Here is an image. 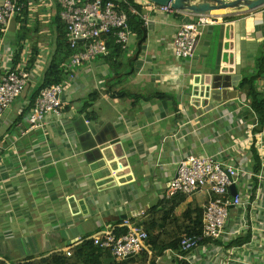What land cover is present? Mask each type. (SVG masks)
I'll return each mask as SVG.
<instances>
[{
  "label": "crops",
  "instance_id": "crops-1",
  "mask_svg": "<svg viewBox=\"0 0 264 264\" xmlns=\"http://www.w3.org/2000/svg\"><path fill=\"white\" fill-rule=\"evenodd\" d=\"M213 18L216 24L235 25L237 73L243 80L257 76L264 58V9ZM29 19L27 31L42 27L32 34L34 41H42L39 53L45 63L38 56L36 63H28L32 80L26 101L13 105L0 124L4 147L0 155V258L4 263L36 264L69 247L74 252L101 231L130 218L149 228L153 241L149 246L153 255L147 254L145 260L140 256L136 264L140 260L145 264H264V123L251 108L249 89L240 85L234 89L238 99L212 103L205 109L190 103V84L209 59L213 27L203 29L194 59H179L174 53L178 27L194 22L196 16L150 14L147 42L135 62L131 63L138 53L137 39L132 36L120 63H114L108 53L78 71L60 119L50 116L44 130L21 137L18 125L27 127L31 113L27 97L42 84L55 52L52 20L38 26L37 15ZM9 35L12 42L0 40V74L13 65L8 57L22 42L15 26ZM24 43L31 61L32 45L27 39ZM257 89L264 99V72ZM81 118L114 125L118 150L125 153L132 170L130 183L108 188L109 180L93 177H98V171L75 145ZM187 155H215L235 165L240 171L236 187L247 205L230 208L222 239L200 237L194 251L183 253L170 246L182 240L195 212L203 211L210 200L205 192L166 197L178 163ZM61 162L67 181L56 168ZM178 255L186 260L179 261Z\"/></svg>",
  "mask_w": 264,
  "mask_h": 264
},
{
  "label": "built area",
  "instance_id": "built-area-1",
  "mask_svg": "<svg viewBox=\"0 0 264 264\" xmlns=\"http://www.w3.org/2000/svg\"><path fill=\"white\" fill-rule=\"evenodd\" d=\"M26 1L22 4L20 0H0V36L8 35L13 25L17 31L22 30L25 25L29 27V18L34 15H37L42 23L48 19L52 20L56 9L60 8V17L66 28V39L73 55L67 78L69 82L54 84L41 92L28 117L27 127L22 123L18 125L21 137L44 130L48 126L50 116L56 119L62 117L65 96L71 85L75 84L78 71L86 64L92 63L96 57L109 53L110 37L114 36L118 45L124 50L128 49L132 41L130 14L141 16L146 25L151 21L150 14L155 12L180 14L171 7L160 6L148 0ZM31 3H35V8ZM136 5L141 6L143 13L139 12ZM26 12L29 13L28 16L25 15ZM216 20L213 17L196 16L194 22L182 23L174 38L175 56L184 60L194 59L203 29L216 25ZM24 44L19 41L17 50L11 54L13 56L8 57V63L13 65L6 67L0 74V124L14 103L28 90L32 80V74L28 70L30 58ZM37 56L40 63H45L43 54L39 53ZM86 123L90 124V121ZM3 152L4 147L0 144V155ZM239 178L240 171L235 165L225 163L215 155H187L178 163L177 176L171 181L166 197L171 199L179 194L192 196L204 192L209 195L210 200L203 210L202 237L217 241L226 234L230 208H245L247 205L242 195L238 193L234 196L231 192V187L236 186ZM149 240V232L130 218L124 219L118 227H108L92 238L95 246L110 251L118 261L139 258L143 254L152 256ZM198 240L183 236V253L194 251L199 246ZM60 254L71 257L73 248L64 249ZM177 257L179 261L186 260L184 255ZM2 263L4 261L0 258V264Z\"/></svg>",
  "mask_w": 264,
  "mask_h": 264
},
{
  "label": "water",
  "instance_id": "water-1",
  "mask_svg": "<svg viewBox=\"0 0 264 264\" xmlns=\"http://www.w3.org/2000/svg\"><path fill=\"white\" fill-rule=\"evenodd\" d=\"M157 5L171 7L180 14L204 17H225L231 13L241 14L264 8V0H148ZM235 15V14H234ZM233 23L216 24L213 27V41L211 52L206 65L194 77L190 84V103L192 106L208 108L212 103L223 104L238 99V89L243 76L237 73L235 58V33ZM76 147L93 169L98 171L101 180L106 178L111 188L115 185H126L133 179L128 159L124 152H120L117 130L112 123L102 126L100 123L87 124L81 118L76 125ZM120 152V153H119ZM59 176L67 181L66 168L58 163ZM115 173V174H114ZM112 183V184H111ZM235 196L238 194L236 186L231 187ZM228 224V221H227ZM226 224V225H227Z\"/></svg>",
  "mask_w": 264,
  "mask_h": 264
},
{
  "label": "trees",
  "instance_id": "trees-1",
  "mask_svg": "<svg viewBox=\"0 0 264 264\" xmlns=\"http://www.w3.org/2000/svg\"><path fill=\"white\" fill-rule=\"evenodd\" d=\"M22 4L26 3V0H20ZM139 12L143 13L141 6L136 5ZM60 8L56 9V13L52 16V23L50 24V28L52 30L53 42L55 44V52H53V57L51 59V65L46 71L42 84L34 90L27 99L29 100L28 111L32 112L35 107L37 99L40 97L41 92L54 84H62L67 80L69 75V65L72 57V51L68 46V42L65 34V24L60 17ZM26 16L29 15L28 12L25 13ZM130 32L134 38H136V46L138 49V53L135 58L132 59V62H135L142 52V48L144 44L147 42L148 37V28L146 22L143 20L141 16L130 14L129 19ZM25 31H23V35L19 38L24 40H28V42L32 45V56L30 63H36L37 55L39 53L40 48V39L38 41H34V36L32 32L39 33L42 31V27H36L33 30L27 31V26L23 27ZM108 48H109V57H112L115 62L120 63L119 57L124 53V49L116 43L115 37H110L108 40ZM20 59V58H18ZM110 59V58H108ZM262 69L257 76H253L249 79L243 80L241 84V88L247 87L249 89V99L251 102V108L253 111L259 116L262 123H264V99L261 98V95L257 89V81L262 76L264 72V58L261 60ZM196 213V218L192 221V225L187 228L185 235L190 238H200L203 235V211L199 210ZM193 212H190V216ZM149 234H151L150 229L146 228ZM149 245L153 246L152 236L149 240ZM171 249L181 252V239H177L173 245L170 246ZM161 251V250H160ZM147 254H143L141 258L145 260ZM138 258H132L127 261H118L113 256L112 253L108 250H104L98 246H95L94 242L85 241L83 244L79 245L75 248L73 255L71 257H66L65 254L54 255L49 259H43L39 263L36 264H134L136 263ZM146 263V262H145ZM5 264V263H2Z\"/></svg>",
  "mask_w": 264,
  "mask_h": 264
},
{
  "label": "rangeland",
  "instance_id": "rangeland-1",
  "mask_svg": "<svg viewBox=\"0 0 264 264\" xmlns=\"http://www.w3.org/2000/svg\"><path fill=\"white\" fill-rule=\"evenodd\" d=\"M34 4H35V3H31V5L35 8ZM39 23H40V24H39L38 26L44 24V23H42V22H39ZM46 25H47V24H46ZM30 28H34V25H32ZM13 30H14V25L11 27L10 31H13ZM17 33L20 34L18 38H20V37L23 35L22 30L17 31ZM0 39L5 40V41H7V42H12V40L10 39V35H9V34H8V35L0 36ZM43 42H44V41H43ZM27 94H28V93L24 92L23 95H22V96H21V97H20V98L14 103V106H17L18 104H20V103H22V102H25V101H26L25 98H26ZM139 262H140V264L143 263L142 260H140ZM151 262H152V261H151ZM134 264H136V263H134ZM143 264H145V263H143Z\"/></svg>",
  "mask_w": 264,
  "mask_h": 264
}]
</instances>
